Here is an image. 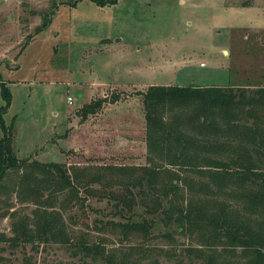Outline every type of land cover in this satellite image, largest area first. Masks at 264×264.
<instances>
[{
  "label": "trees",
  "instance_id": "trees-1",
  "mask_svg": "<svg viewBox=\"0 0 264 264\" xmlns=\"http://www.w3.org/2000/svg\"><path fill=\"white\" fill-rule=\"evenodd\" d=\"M1 85L0 221L8 217L9 230L0 229V264L11 263L6 249L27 247L85 264H264V85L149 86L140 164L17 157ZM91 198L111 202L112 217L91 218Z\"/></svg>",
  "mask_w": 264,
  "mask_h": 264
},
{
  "label": "rangeland",
  "instance_id": "rangeland-1",
  "mask_svg": "<svg viewBox=\"0 0 264 264\" xmlns=\"http://www.w3.org/2000/svg\"><path fill=\"white\" fill-rule=\"evenodd\" d=\"M2 82L11 95L2 117L17 157L140 164V93L149 86L264 85V0H0V106ZM88 203L91 218L114 213L106 199ZM0 229L9 230L8 217ZM2 254L10 264H85L55 248Z\"/></svg>",
  "mask_w": 264,
  "mask_h": 264
},
{
  "label": "built area",
  "instance_id": "built-area-1",
  "mask_svg": "<svg viewBox=\"0 0 264 264\" xmlns=\"http://www.w3.org/2000/svg\"><path fill=\"white\" fill-rule=\"evenodd\" d=\"M68 101H69V102L71 101V98H70V97L68 98Z\"/></svg>",
  "mask_w": 264,
  "mask_h": 264
},
{
  "label": "crops",
  "instance_id": "crops-1",
  "mask_svg": "<svg viewBox=\"0 0 264 264\" xmlns=\"http://www.w3.org/2000/svg\"><path fill=\"white\" fill-rule=\"evenodd\" d=\"M142 135H143V133H142ZM143 141V140H142ZM144 143V142H143ZM144 149H145V145H144Z\"/></svg>",
  "mask_w": 264,
  "mask_h": 264
}]
</instances>
